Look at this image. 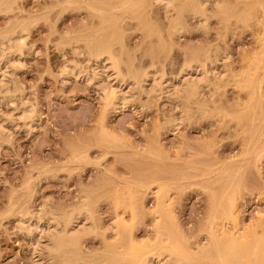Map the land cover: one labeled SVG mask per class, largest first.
<instances>
[{
	"label": "rangeland",
	"instance_id": "1",
	"mask_svg": "<svg viewBox=\"0 0 264 264\" xmlns=\"http://www.w3.org/2000/svg\"><path fill=\"white\" fill-rule=\"evenodd\" d=\"M10 1L0 9V45L19 31L24 44L0 67V264H133L144 242L163 264H264V0H171L166 15L164 0ZM106 48L133 77L116 109L97 87L118 89L115 76L100 66L97 79L91 70L95 51ZM186 50L204 53L210 67L208 85L189 103L172 90ZM68 63L80 70L75 77L64 74ZM150 72L162 92L142 82ZM80 193L92 196L101 232L84 237L73 257L50 258L45 220ZM28 215L42 218L35 231ZM114 217L115 237L103 231ZM221 232L247 239L232 246ZM255 238L262 240L253 254L246 242ZM156 244L189 258L163 259Z\"/></svg>",
	"mask_w": 264,
	"mask_h": 264
},
{
	"label": "bare ground",
	"instance_id": "2",
	"mask_svg": "<svg viewBox=\"0 0 264 264\" xmlns=\"http://www.w3.org/2000/svg\"><path fill=\"white\" fill-rule=\"evenodd\" d=\"M10 0H0V9L1 8H3L8 2H9ZM12 1V0H11ZM10 1V2H11ZM124 1H126V0H124ZM129 1V0H128ZM131 1V0H130ZM129 1V2H130ZM137 1V0H136ZM160 1H162L163 2V0H159V3H161ZM198 1V0H197ZM203 1V0H202ZM207 1H209V0H207ZM207 1L205 2V3H207ZM212 2H213V0H211ZM216 1V0H215ZM215 1H214V3L212 4L214 7L216 6V5H214L215 4ZM219 1V0H218ZM121 2V1H120ZM123 2V1H122ZM121 2V3H122ZM132 2H134V1H132ZM153 2H155V0H153ZM158 2V1H157ZM157 2H155V3H157ZM124 4L126 3V2H123ZM128 3V2H127ZM127 3H126V5H127ZM137 3V2H136ZM135 3V4H136ZM205 3H204V5H205ZM123 4V5H124ZM199 4L202 6V2L199 0ZM199 4H197L198 6H199ZM216 4H218V2H216ZM109 5V4H108ZM121 5V4H120ZM125 5V6H126ZM128 5H131V4H128ZM196 5V4H195ZM203 5V6H204ZM12 6V5H11ZM132 6V5H131ZM158 6V5H157ZM160 6V5H159ZM176 6V5H175ZM197 6V7H198ZM217 6H220V5H217ZM216 6V7H217ZM116 7V6H115ZM122 7H124V6H122ZM161 7H163L164 8V11L166 12H164L163 11V13H165V15L167 14V12L169 13V11L170 10H172V1L171 0H164V2H163V6H162V4H161ZM200 7V6H199ZM213 7V8H214ZM118 8H120V7H118ZM118 8H112V9H118ZM129 8V7H128ZM174 8V7H173ZM201 8H203V7H200V9ZM218 8V7H217ZM216 8V9H217ZM220 8H221V6H220ZM122 9V8H121ZM159 9V8H158ZM199 9V10H200ZM204 9H206V8H204ZM163 10V9H162ZM198 10V9H197ZM202 10V9H201ZM200 10V11H201ZM1 11V10H0ZM120 11V10H119ZM173 11V10H172ZM206 11H208V10H206ZM205 11V12H206ZM171 12V11H170ZM162 13V14H163ZM97 14H98V12H97ZM202 14V13H201ZM205 14V13H204ZM148 15H150V14H148ZM164 15V14H163ZM165 15H164V17H165ZM169 15V14H168ZM208 15V14H207ZM211 15V14H210ZM199 16V17H198ZM198 18H199V20H200V17L202 18L203 16L201 15H199V13H198ZM206 16V15H205ZM209 16V15H208ZM210 17V16H209ZM213 17V16H212ZM148 18H150V17H148ZM204 18V17H203ZM208 18V17H207ZM165 19V18H164ZM168 19H169V16H168ZM167 19V20H168ZM171 19V18H170ZM209 19V18H208ZM151 20V19H150ZM149 20V21H150ZM153 20V19H152ZM172 20V19H171ZM205 20V19H204ZM169 21V20H168ZM201 21L202 22H204L203 21V19H201ZM207 21V20H206ZM201 22V23H202ZM175 25V24H174ZM206 25V27L208 26L207 24H205ZM172 26V25H171ZM167 27H168V25H167ZM170 27V26H169ZM168 27V28H169ZM174 27V26H173ZM172 27V28H173ZM170 29V28H169ZM174 30L178 33V31H179V28L177 27V26H175L174 27ZM173 30V31H174ZM174 31V32H175ZM180 32V31H179ZM23 33V31H19V32H17L16 34H15V36L14 35H12V36H9V38L7 37V40L5 39V38H3L2 40H1V47H3V46H5V48H3V49H1V51H0V67L2 66V65H4L5 64V60L6 61H8L9 59H10V57L12 56V54H13V52H12V48H15V47H21V46H23V44H24V40H22L21 39V34ZM169 37V36H168ZM170 38V37H169ZM111 39V38H110ZM121 39V38H120ZM5 40H6V42L9 44V47H6V42H5ZM109 42H110V40H109ZM109 42H108V45H109ZM111 43L112 42H110V47H111ZM7 44V45H8ZM114 46V45H113ZM263 46V45H262ZM93 47V46H92ZM104 47H106V46H104ZM203 47V46H202ZM101 48V47H100ZM113 48V47H112ZM89 49V48H88ZM114 49V48H113ZM113 49L111 50V48L110 49H108V48H106V49H97L96 51H95V55H94V57H93V60H94V64L96 65H94L95 66V68L94 69H91L92 70V74H93V76L95 77H97L98 75H100L98 72H96L98 69H97V67L99 68L100 66L102 67V70H106L107 72H108V70H110V73H112V75L113 76H111V77H114L115 76V78H116V80H117V86H118V89H113V88H108L109 90L107 91L106 90V84H103V86L102 85H100V86H97V85H95V87L97 86V87H99V91H101V92H103V94H104V96H105V102H107L106 104L107 105H109L110 107H112V109L114 108V109H116V107L117 106H119V105H122L123 103H124V101H125V96H127L128 95V93H126L127 95H125L124 96V91H122V86H123V84L125 83V82H127L126 80H129V79H132L133 80V77L131 76V75H129V73L126 71V70H124L123 71V69H122V64H124L123 62H121V57L119 58L118 57V55H116L114 52H113ZM191 49V48H190ZM194 48H192V50H193ZM6 50L8 51V53L6 52ZM79 50V49H78ZM189 50V49H188ZM91 51V50H90ZM185 51V50H184ZM15 52V51H14ZM17 52V51H16ZM15 52V53H16ZM19 52V51H18ZM77 52V51H76ZM81 52V51H80ZM83 52V51H82ZM93 52V51H92ZM201 52V51H200ZM199 52V54L200 55H203V54H201ZM20 53H21V51H20ZM8 54V55H7ZM18 54V53H17ZM208 54V53H207ZM216 54V53H215ZM14 55V54H13ZM21 55V54H20ZM199 55V56H200ZM205 55V54H204ZM209 55H210V53H209ZM8 56V57H7ZM199 56L197 55V53H195V50L193 51V52H187V50H186V53L184 54V57H183V62H182V64H181V68H179L180 69V71H178V76L180 75L181 77H182V79H179V82L180 83H178V81H177V84L175 83L174 85H172V90H173V92H174V94L176 95L175 97H178V95L180 96V97H182V99L184 100V102H186V103H189L190 101H194L195 100V98H197L198 96H200V94H201V91H202V89L204 88L205 89V85H204V83H206V85H208L207 83V78H206V74H208V72L206 71V70H209V68L210 67H208L207 69H206V67H207V65H206V67H205V64L203 63V60H204V57H203V59H202V61L200 60L201 58H199ZM206 56H208V55H206ZM89 57H90V54H89ZM201 57V56H200ZM218 57V56H217ZM16 58V57H15ZM207 58V57H206ZM13 59V58H12ZM209 59V58H208ZM227 59V58H226ZM3 60H4V62H3ZM17 60V59H16ZM205 61V60H204ZM210 61V60H209ZM217 61V60H216ZM262 61V60H261ZM261 61H259V62H261ZM12 62H13V60H12ZM88 62V61H87ZM19 63V62H18ZM207 63H209L208 62V60H207ZM212 63V62H211ZM10 64H12V63H10ZM15 65H16V63H14ZM13 64V65H14ZM65 64H66V61H65ZM69 64V63H68ZM72 63H70L69 65V67H65L66 69H65V71H64V74L66 75V76H71V78H72V76H76L77 75V73L80 71H78L77 72V70H75L77 67L75 66L76 64L75 63H73V64H75V65H71ZM109 66H108V65ZM78 66V65H77ZM180 66V65H179ZM19 67V66H18ZM63 67V66H62ZM76 67V68H75ZM79 67H81V66H79ZM4 68H5V66H4ZM10 68V67H9ZM89 68V67H88ZM151 68L153 69V68H155V67H150L149 69H150V71H151ZM176 68V67H175ZM214 68V67H213ZM253 68H255V67H253ZM97 69V70H96ZM101 69V68H100ZM147 69V68H146ZM256 69V68H255ZM2 70H3V68H2ZM62 71L64 70V69H61ZM61 70H60V72H61ZM131 70V69H130ZM167 70V69H166ZM129 71V70H128ZM146 71V70H145ZM144 71V72H145ZM153 71H155L154 69H153ZM158 71V70H157ZM14 72V71H13ZM83 72V71H82ZM101 72V71H100ZM104 72V71H103ZM107 72H105V73H107ZM131 72V71H130ZM147 72V71H146ZM149 72V71H148ZM212 73H213V71H211ZM90 73H91V71H90ZM215 73V72H214ZM63 74V73H62ZM80 74V73H79ZM152 73L150 72V73H146L145 74V76H143V83H144V81H146L148 78L149 79H151L152 81H153V83L152 84H150L151 86H154L155 84H157L158 86H159V91L160 92H162L163 90H164V86H163V84H162V82H156V80L157 79H155V77H154V75H151ZM154 74V73H153ZM155 74H156V72H155ZM158 74V73H157ZM161 74V73H160ZM165 73H163V75H164ZM192 74H195L194 76H192ZM240 74V73H239ZM243 74V73H242ZM4 75V74H3ZM106 75V74H105ZM104 75V76H105ZM162 75V74H161ZM160 75V76H161ZM209 75V74H208ZM213 75H215V74H213ZM2 76V75H1ZM101 76V75H100ZM109 76H110V74H109ZM108 76V79L109 78H111V77H109ZM165 76V75H164ZM167 76V75H166ZM173 76V75H172ZM176 77H177V75H175ZM174 76V77H175ZM220 76H223L224 77V74L222 73V75H220ZM3 77V76H2ZM85 77H87V76H85ZM128 77V78H127ZM162 77V76H161ZM175 77V78H176ZM188 77V78H187ZM211 78H212V76H210ZM223 77H221V78H223ZM69 78V77H68ZM91 78V77H90ZM142 78V77H141ZM171 78V77H170ZM170 78H168V79H170ZM184 78V79H183ZM213 78H214V76H213ZM221 78H220V80H221ZM87 79V78H86ZM94 79V78H93ZM97 79H98V77H97ZM106 79H107V77H106ZM146 79V80H145ZM177 79V78H176ZM235 79V78H234ZM92 80V79H91ZM131 80V81H132ZM180 80H183L182 82L180 81ZM215 80V79H214ZM219 80V79H218ZM89 81H90V79H89ZM112 81V80H111ZM150 81V80H149ZM151 81V82H152ZM157 81H159V79L157 80ZM164 81V80H163ZM171 81V80H170ZM176 81V80H175ZM87 82H88V80H87ZM101 82V81H100ZM113 82V81H112ZM132 82H134V81H132ZM142 82H140V83H142ZM168 82H169V80H168ZM210 82V81H209ZM1 83V85H2V83L3 82H0ZM104 83V82H103ZM111 83V82H110ZM155 83V84H154ZM220 83V82H219ZM222 83V82H221ZM4 84V83H3ZM98 84V83H97ZM99 84H101V83H99ZM98 84V85H99ZM127 84V83H126ZM164 84H166L165 82H164ZM0 85V86H1ZM93 85V84H92ZM125 85V84H124ZM133 85H135V84H133ZM140 85V84H139ZM156 85V86H157ZM169 85V84H168ZM212 85V84H211ZM91 86V85H90ZM108 86V85H107ZM110 86V85H109ZM142 86V85H141ZM155 86V87H156ZM162 86H163V88H162ZM166 86V88H165V90L166 89H168L167 88V85H165ZM210 86V85H209ZM96 87V88H97ZM106 87V88H105ZM140 87V86H139ZM1 88V87H0ZM154 87H151L150 88V90L152 89L153 91H150V94H151V92H154V89L156 90V89H158V87H156V88H154ZM208 88V87H207ZM206 88V89H207ZM210 88V87H209ZM208 88V89H209ZM214 88V87H213ZM212 88V89H213ZM143 89V88H142ZM170 89V88H169ZM146 90V89H145ZM210 90V89H209ZM144 91V90H143ZM142 91V92H143ZM146 91H149L148 89L146 90ZM158 91V90H157ZM157 91H156V93H157ZM204 91H206V90H204ZM204 91H203V93H204ZM212 91V90H211ZM216 91V90H215ZM1 92V91H0ZM6 92V91H5ZM166 92V91H165ZM210 92V91H209ZM155 92H154V94H156ZM168 93V92H167ZM166 93V94H167ZM169 93H171V94H173L172 93V91L170 92L169 91ZM168 93V94H169ZM208 93V92H207ZM102 94V93H101ZM153 94V93H152ZM166 94H164V95H166ZM204 94H206V92L204 93ZM212 94V93H211ZM130 95V94H129ZM146 95H148V92H147V94ZM157 95V94H156ZM163 95V94H162ZM102 96V95H101ZM150 96V95H149ZM149 96H148V99H149ZM160 96V95H159ZM171 96H173V95H171ZM170 96V97H171ZM204 96V95H203ZM208 96H210V95H208ZM153 97V96H152ZM179 97V99L181 100V98ZM101 99H102V97H100ZM132 98V97H131ZM156 98H158V97H156ZM174 98V97H173ZM200 98V97H199ZM202 99H203V97H201ZM209 98V97H208ZM127 100V99H126ZM174 100H176V99H174ZM182 100V101H183ZM179 101V100H178ZM211 101V100H210ZM127 102V101H126ZM176 102V101H175ZM183 102V103H184ZM216 105V104H215ZM123 106V105H122ZM189 106V105H188ZM177 108V107H176ZM29 109V108H28ZM186 109V108H185ZM184 109V110H185ZM189 110V109H188ZM26 111V110H25ZM116 111V110H115ZM183 111V110H182ZM223 112V111H222ZM182 113V112H181ZM189 113V112H188ZM25 115H28V111H27V113L25 112ZM190 115V114H189ZM188 115V116H189ZM29 116V115H28ZM184 116V115H183ZM187 116V117H188ZM26 117V116H25ZM101 121V120H100ZM181 121V120H180ZM31 123V122H30ZM1 131H3V128L1 127ZM5 132V131H4ZM6 134H8V133H6ZM4 136V135H3ZM5 137H6V135H5ZM4 137V138H5ZM8 138V137H7ZM1 141V140H0ZM80 196L78 197V199L77 200H75L74 201V205L71 207V208H67L68 210H62V211H59L58 212V214H53V213H49L48 215H50L48 218H46V222H45V224L46 225H44V226H47V227H49L48 228V233H49V235L47 236V239H45L46 241H47V244H46V246H43V249L45 250V248H46V250H47V252H49V254H50V258H52V257H57V256H62V255H70V257H73L74 255H75V252L77 251V249L80 247L81 248V242H82V240H84L83 238L84 237H86V236H90V237H94V235H96V232L98 231V230H100V228H101V226H100V228L98 227L99 226V223L98 224H96L97 223V219L95 220V218L96 217H94V214L95 213H93V207H94V203H93V198H92V196L91 195H89V194H87V193H84V194H82L81 195V193L79 194ZM232 201V205H233V200H231ZM97 202V201H96ZM226 202V201H225ZM229 201H227V203H228ZM165 204V203H164ZM221 204V203H220ZM161 205V204H160ZM231 205V206H232ZM159 206V205H158ZM224 206V205H223ZM228 206V208H229V204L227 205ZM70 207V206H69ZM226 207V206H225ZM162 208V207H161ZM219 208V207H218ZM232 208V207H231ZM230 208V209H231ZM234 208V207H233ZM164 209H165V207H164ZM161 210H163V209H161ZM168 209H166V211H167ZM43 211V210H42ZM231 211V210H230ZM232 211H233V209H232ZM30 212V211H29ZM221 212H222V210H221ZM234 212V211H233ZM36 213V212H35ZM40 213V212H39ZM160 213V212H159ZM167 214H165V215H168L167 216V218L169 217V213L168 212H166ZM216 213V212H215ZM227 213H230L229 211L227 212ZM32 214V213H31ZM34 214V213H33ZM221 214V213H220ZM233 213L231 212V215H232ZM24 215H26V214H24ZM37 215V214H36ZM47 215V214H46ZM47 215V216H48ZM216 215V214H215ZM23 216V215H22ZM27 216V215H26ZM31 216H34V218L33 217H30L29 215H28V217H26V219H24L25 221H24V223L25 222H27V221H31V219H33V221H32V225L34 226V231L38 228V225H39V227H40V225L41 224H39V222L41 221V216H35V215H31ZM161 216V215H160ZM164 216V215H163ZM163 216L161 217V218H163ZM228 216H230L229 214H228ZM171 217V216H170ZM169 217V218H170ZM224 217V216H223ZM227 217V216H226ZM231 217V216H230ZM230 217H229V219H230ZM166 218V219H167ZM212 218V217H211ZM218 218H220V217H218ZM233 218V215H232V217H231V219ZM235 219H236V217H234ZM233 218V219H234ZM118 219V218H117ZM216 219V218H215ZM221 219V218H220ZM228 219V220H229ZM44 220V219H43ZM43 220H42V222H43ZM100 220V219H99ZM211 220H214V217H213V219H211ZM224 220H226V219H224ZM19 221V220H18ZM119 221H121V219L119 220ZM122 221H123V219H122ZM121 221V222H122ZM164 221V220H163ZM170 221H172V219L170 220ZM216 220H214L213 222H215ZM220 221V220H219ZM232 221V220H231ZM234 221V220H233ZM236 221V220H235ZM213 222H211V223H213ZM19 223H21V222H19ZM123 223H124V221H123ZM126 223V222H125ZM159 223V222H158ZM27 224V223H26ZM29 224V223H28ZM159 224H161V223H159ZM159 224H157V225H159ZM164 224V223H163ZM214 224V223H213ZM232 224V223H231ZM22 225L23 224H21V227H22ZM173 225V224H172ZM107 226V225H106ZM211 226V225H210ZM223 226V225H222ZM232 226H233V224H232ZM20 227V226H19ZM47 227L45 228V230H47ZM125 227V226H124ZM167 227V226H166ZM165 227V228H166ZM214 227V226H213ZM236 227H238V226H236ZM29 228H30V225H28L26 228H25V226L22 228V229H26V230H28L29 231ZM36 228V229H35ZM99 228V229H98ZM119 228L120 227H118V223H117V221H116V217H114V219H113V221L110 223L109 222V225L107 226V228H105V230H103L104 231V234H105V232H107V231H109V232H112L113 233V236L114 235H117L118 236V232H120V234H121V231H119ZM173 228V227H172ZM235 227H233V229H234ZM21 229V228H20ZM21 229V230H22ZM40 229H42V228H40ZM125 229V228H124ZM174 229V228H173ZM231 229H232V227H231ZM32 230H33V227H32ZM39 230V229H38ZM102 230V229H101ZM129 230H130V228H129ZM129 230H128V232H129ZM168 230V229H167ZM166 230V231H167ZM228 230H230V229H228ZM235 230V229H234ZM233 230V231H234ZM25 231V230H24ZM33 231V232H34ZM42 231V230H41ZM103 231H102V233H103ZM124 231V230H123ZM165 231V232H166ZM215 231V230H214ZM27 232V231H26ZM101 232V231H100ZM100 232H97L98 234L100 233ZM126 232V231H125ZM157 232V231H156ZM47 232H46V234H48ZM127 233V232H126ZM210 233L212 234V232H211V230H210ZM218 233H220V231L218 232ZM231 233H232V231H231ZM233 233H235V232H233ZM131 232H129V235L128 236H130L129 237V239L131 240ZM156 234V233H155ZM224 234V233H223ZM223 234H222V232H221V235L223 236ZM226 234V233H225ZM228 234H229V232H228ZM30 235V234H29ZM103 235V234H102ZM110 235V234H109ZM161 235H163V233L161 234ZM160 234H159V236H161ZM209 235V234H208ZM216 235V234H215ZM230 235V234H229ZM229 235L227 236V235H224L225 237L227 236V237H229ZM232 235V234H231ZM44 236V235H43ZM101 236V235H100ZM112 236V235H111ZM121 235H119V237H120ZM127 236V235H126ZM156 236V235H155ZM223 236V237H224ZM235 236V235H234ZM242 236H243V234H242ZM248 236V235H247ZM45 237V236H44ZM115 237V236H114ZM114 237H112V238H114ZM168 237V236H167ZM167 237L165 238V241L163 240L164 238H160L159 240H161V242L163 243V246H164V244H168V243H166V241H167ZM216 237H218V234H217V236ZM221 237V236H220ZM223 237H222V239H223ZM40 238V237H39ZM43 238V237H42ZM103 238V237H102ZM125 238V237H124ZM241 238H245V234H244V237H241ZM248 238H250V237H248ZM34 239V238H33ZM104 239H105V237H104ZM117 239V238H116ZM128 239V238H127ZM171 239V238H170ZM214 239V238H213ZM219 239V238H218ZM226 239H228V241H230V244L232 245V246H241V244L243 243V241H244V243H245V240L247 239H245V240H240V238L238 237V238H232L231 236L229 237V238H226ZM35 240H37V239H35ZM115 239H113V240H111V242H113ZM154 240V239H153ZM249 240V239H248ZM262 239H257V238H255V239H252L250 242H246V243H249V246L251 247V252H253V254L255 253V251L256 250H258V248L260 249V245H261V241ZM38 241V240H37ZM36 241V242H37ZM105 241V240H104ZM109 241V240H108ZM124 241V240H123ZM114 242H117V241H114ZM139 242V241H138ZM158 242H160V241H158ZM160 242V243H161ZM169 242V241H168ZM220 242V241H219ZM109 243V242H108ZM119 243V242H118ZM121 243V242H120ZM135 243V242H134ZM134 243L132 242V245H133V247H134ZM143 243V242H142ZM156 243V242H155ZM217 243V242H216ZM82 244H83V242H82ZM112 244V243H111ZM110 244V245H111ZM131 244V243H130ZM136 244H138V243H136ZM145 244V242L143 243V245ZM154 244V243H153ZM230 244H228V245H230ZM42 245H44V243L42 244ZM108 245V244H107ZM109 245V246H110ZM131 245V246H132ZM139 245V244H138ZM137 245V246H138ZM142 244H140L139 246H141V248H142V250L144 251V249H146V247H148V246H146L145 248H143L144 246H143ZM159 244H156V246L157 247H160L161 248V246L159 245ZM208 245H209V242H208ZM213 245V244H212ZM215 245V244H214ZM219 245H221V244H219ZM117 246V245H116ZM139 246H138V250H140L139 249ZM143 246V247H142ZM151 246H152V244H151ZM151 246H150V248H151ZM154 246V245H153ZM152 246V247H153ZM169 246V245H168ZM175 246L176 245H174V247H173V245H171V246H169V247H172V248H168V247H163V248H161L162 249V251H163V255H164V257H163V259L164 258H168L170 255L172 256V254H174V253H178L179 255L177 256L178 258H181V256H182V258L184 259V260H187V258H189L188 256H189V254H188V256L186 255V253L184 252V250H182L183 252H181V247L180 248H178V250L176 249L177 248V246H176V248H175ZM180 245H178V247H179ZM210 246V245H209ZM218 246V245H217ZM222 246H224V245H222ZM221 246V247H222ZM45 247V248H44ZM114 247V246H113ZM135 247H136V245H135ZM109 248V247H108ZM131 247L129 246V249H130ZM149 247H148V249H147V252H142V250H141V252L138 254L139 256L137 257L136 256V258H135V262L133 263V264H163L162 263V260L158 257V256H156V254H154V253H152V252H150V251H148L149 249H150ZM155 248V247H154ZM118 249V248H117ZM119 249H121V248H119ZM132 249L134 250V248H131V250L130 251H132ZM159 249V248H158ZM180 249V250H179ZM208 249V248H207ZM210 249V248H209ZM214 249V248H213ZM217 249H218V247H217ZM222 249V248H221ZM45 250V251H46ZM138 250H136V251H138ZM155 250V249H154ZM216 250V249H215ZM224 250V249H223ZM225 250H226V248H225ZM224 250V251H225ZM229 250V249H228ZM123 251V250H122ZM127 251V250H126ZM135 251V250H134ZM135 251V252H136ZM156 251H157V248H156ZM203 251V250H202ZM207 251V250H206ZM209 251V250H208ZM230 251V250H229ZM84 252V251H83ZM114 252V251H113ZM112 252V253H113ZM125 252V251H124ZM128 252H129V250H128ZM158 252H159V250H158ZM157 252V253H158ZM199 252V251H198ZM217 252V251H216ZM240 252V251H239ZM109 253V252H108ZM156 253V252H155ZM182 253H185V257H183L184 255H182ZM209 253V252H208ZM232 253V252H231ZM231 253H228V254H231ZM79 254H82V253H79ZM110 254V253H109ZM125 254V253H124ZM131 253H129V255H130ZM160 254V253H159ZM191 254H192V251H191ZM198 254H200V253H198ZM203 254V253H202ZM235 254V253H234ZM245 254V253H244ZM78 255V254H77ZM105 255H107V254H105ZM135 255H137V254H135ZM162 255V256H163ZM181 255V256H180ZM194 256H197L196 254H193ZM201 255V254H200ZM223 255V254H222ZM111 256V255H110ZM118 256H120V255H118ZM127 256V255H126ZM131 256V255H130ZM129 256V257H130ZM173 256H175V255H173ZM187 256V257H186ZM191 256V255H190ZM227 256V255H226ZM249 257H250V255H248ZM85 257H86V255H85ZM134 257V253H133V255H132V258ZM193 257V256H192ZM198 257V259H202V257L200 258V256H197ZM233 257V256H232ZM235 257H236V255H235ZM247 257V256H246ZM116 258V257H115ZM194 258V257H193ZM66 259V258H65ZM75 259V258H74ZM77 259V258H76ZM96 259V258H95ZM98 259V258H97ZM128 259V258H127ZM192 258H190L189 260H191ZM204 259H206V257L205 258H203V261H204ZM79 260H81V258H79ZM100 260V259H99ZM109 260V259H108ZM111 260V259H110ZM109 260V261H110ZM117 260V259H116ZM115 260V261H116ZM122 260V259H121ZM133 260V259H132ZM194 261L196 260V259H193ZM88 261V260H87ZM93 261V260H92ZM114 261V260H113ZM179 261H181V260H179ZM201 261V260H200ZM207 261V260H206ZM263 261H264V258H263ZM262 261V262H263ZM99 262V261H98ZM103 262V261H102ZM104 262H106V260L104 261ZM120 262V261H119ZM125 262V261H124ZM192 262V261H191ZM116 263V262H115ZM189 263V262H188ZM193 263V262H192ZM208 263V262H207ZM63 264H85L84 262H82V261H78V260H69L68 262H65V263H63ZM92 264V263H91ZM110 264V263H109ZM118 264V263H117ZM121 264V263H120ZM130 264H132V263H130ZM212 264V263H211ZM215 264V263H214ZM221 264V263H220Z\"/></svg>",
	"mask_w": 264,
	"mask_h": 264
}]
</instances>
